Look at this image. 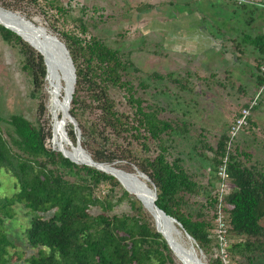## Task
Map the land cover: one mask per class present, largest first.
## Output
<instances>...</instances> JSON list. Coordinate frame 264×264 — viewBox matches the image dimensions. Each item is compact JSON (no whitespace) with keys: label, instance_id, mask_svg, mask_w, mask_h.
<instances>
[{"label":"trees","instance_id":"16d2710c","mask_svg":"<svg viewBox=\"0 0 264 264\" xmlns=\"http://www.w3.org/2000/svg\"><path fill=\"white\" fill-rule=\"evenodd\" d=\"M19 5L37 7L68 49L75 69L69 112L91 157L129 172L136 166L148 175L156 190L155 204L181 224L210 264H264V165L251 163L250 154L238 144L228 147V132L218 137L214 147L200 136L195 150L210 170L207 185L201 184L170 151L173 133L186 131L188 123L162 116L163 107L136 94L127 73L130 68L139 71L128 57L94 34L82 17L69 19L70 9L56 0H0V6L9 10ZM58 22L70 27H60ZM246 22L250 25L253 18L249 15ZM0 35L18 49L21 68L31 78V96L39 100L35 121L20 113L0 115V175L9 174L14 180L10 194L0 191V264L21 259L23 264H178L153 216L116 177L75 163L49 145L52 131L43 120L46 107L41 93L46 76L43 57L1 24ZM244 45L253 55V75L260 87L264 33L245 34L241 51L237 48L241 54ZM190 75L170 71L152 77H167L179 90H188ZM113 90L121 93L120 104L126 109H120ZM248 122L255 124L251 116ZM67 134L75 143L73 125L67 126ZM225 156L231 190L222 199L228 241L223 258L213 229L219 202L216 170ZM117 188L122 191L114 199ZM195 197L202 200L191 203ZM124 199L129 211L112 212ZM19 215L29 217L23 235L27 246L35 249L25 257L10 250L14 244L6 226Z\"/></svg>","mask_w":264,"mask_h":264},{"label":"rangeland","instance_id":"374dc122","mask_svg":"<svg viewBox=\"0 0 264 264\" xmlns=\"http://www.w3.org/2000/svg\"><path fill=\"white\" fill-rule=\"evenodd\" d=\"M56 1L70 9L69 19L82 17L94 34L104 39L109 46L120 50L125 57H128L134 63V66L138 68L139 72H134L130 68L127 73V78L136 86L137 95L142 96L150 103L153 102L163 107L164 112L161 113L162 116L188 123V129L186 131L173 133V140L170 142V151L174 156L181 158L183 165L191 173L195 174V178L201 184L205 183L204 185H207L210 170L208 167L206 168L205 161L199 156L195 150V146L198 144L201 136L208 144L214 147L218 137L224 132H228L234 120L233 118L244 107L243 105L248 103L257 93L258 87L252 76L254 61L250 49L240 55L243 58L242 61L249 63V66H233L231 63L222 62L221 64V61H216L215 66L211 65L208 68L197 67L193 61L189 63L181 59L176 60L174 53L171 52L172 50L168 51L167 48L169 45L173 46L172 41L166 44L165 39L161 38L162 36L157 31V19L162 20L165 16H171L172 13L176 15L175 12L182 11L180 6L173 5V3L171 5H164L167 0ZM41 5L43 6L44 3L42 2ZM6 10L18 12L29 20H36L42 26L52 31L48 20H46L37 7L19 5L14 7L13 10ZM212 15L214 16L209 17V19L214 22L215 26H221L220 22H216L218 17L224 16L227 20L232 14H227L224 8H218L217 12L215 10V13ZM240 15L241 13L236 14L235 17L238 18ZM212 18H215V20ZM240 20L237 19L238 22ZM181 23L184 22L181 21ZM210 23H207L209 28H211ZM56 24L60 27L64 25L62 22ZM174 25L168 27L172 35L178 31L182 32L183 25L185 24L179 25V27ZM257 26L260 30H264V24ZM69 27V24L68 26H63L65 29ZM191 32L195 35L193 27L187 26L185 34L190 36L192 34ZM254 32H250V34H258V32L264 31ZM181 39L178 41L180 42ZM186 42L193 44L192 41ZM181 43H184V39ZM195 45L197 46L196 43ZM224 45L230 47L228 42L224 43ZM165 52L168 53V57L165 56ZM231 53L233 54V51ZM21 60L22 56L18 52V49L4 41L0 35V115L5 116L7 114L20 113L27 119L35 121L36 107L39 100L31 96V78L22 70ZM170 71L181 76L190 72V82L188 83L190 90H179L167 77L162 79L152 77L153 73L164 74ZM210 72L216 76L214 78L210 77ZM139 83L146 85L145 88H141ZM46 91L47 85L45 79V84L41 92L42 96L45 97L46 107L43 120H46L50 124L52 130V120L48 109L49 94ZM112 93L118 100L117 103L120 109H126L127 105L120 104V99H122L121 93L115 90ZM249 116H251L255 123L254 126H250L248 122L242 127L232 141L231 147L234 144H238L241 149H244V151L250 154L251 163L262 166L264 165V93L258 98V104L250 110ZM61 117L63 118L61 122L64 131L67 132V126L71 123L65 111L61 113ZM63 143L66 145L68 151L71 152H69L70 157L81 161V153L85 151L75 145H71L66 135ZM49 145L58 150L53 145L52 137L49 140ZM134 150L137 154H140L139 146L135 145ZM206 152L209 157L212 155L211 152ZM120 169L124 170L122 168ZM13 181V178L9 174L0 175L1 194L6 195L11 193ZM148 186L152 187L149 184ZM121 191V188L116 189L112 194L114 199L120 196ZM135 198L137 199L136 196ZM198 200H202V197L192 198L190 202L195 203ZM192 206L195 207L194 204ZM126 211H129V205L126 199L116 203L112 209V212L121 213ZM28 221V216L19 215L6 225L8 235L14 244L10 250L12 252H21V256L23 257L35 251L34 248L27 246L23 235V229ZM181 238H183L182 240L184 242L190 243L183 231H181ZM173 257L174 259L176 258L174 254ZM176 262L180 264L178 261ZM23 263L21 259L16 264Z\"/></svg>","mask_w":264,"mask_h":264},{"label":"bare ground","instance_id":"6f19581e","mask_svg":"<svg viewBox=\"0 0 264 264\" xmlns=\"http://www.w3.org/2000/svg\"><path fill=\"white\" fill-rule=\"evenodd\" d=\"M0 22L17 31L36 50L43 52L45 55L46 92L49 94L48 109L52 120V142L54 146L70 157V151L63 143L65 133L60 117L63 111L66 113L67 105L70 104L68 98L71 92L72 75L65 53L56 41V39L59 41L60 39L36 20H29L18 12L7 11L2 7H0ZM81 155V161L89 160L86 151ZM71 158L75 160V158ZM101 168L115 175L121 185L134 194L143 203L144 207L155 215L157 225L172 248L176 261L180 264H206L205 256L200 255L195 248L191 247V243L182 240L181 232L174 224L162 214L154 211L152 205L153 191L150 190L145 179L134 171L121 170L115 164H103Z\"/></svg>","mask_w":264,"mask_h":264},{"label":"crops","instance_id":"0c3cea01","mask_svg":"<svg viewBox=\"0 0 264 264\" xmlns=\"http://www.w3.org/2000/svg\"><path fill=\"white\" fill-rule=\"evenodd\" d=\"M261 2L264 3V1ZM172 3L173 5L180 6L182 11L175 12L176 15L172 13L171 16H165L162 20L157 19V31L159 35L162 36L161 38L165 39L166 44L172 41L173 46L169 45L167 48L168 51L172 50L171 52L174 53L175 56H173L176 60L181 59L189 63L193 61L197 67L203 68L211 67V65L215 66L216 61H221V64L222 62L231 63L233 66L250 65L246 61H242L243 58L240 56L242 54L237 48H240L241 51L242 38L245 34L254 36L256 34H250V32L255 33L254 31H264L260 30L257 26H262L264 24L263 4L248 5L247 8H242L241 5H237L231 0H167L164 5H171ZM218 8H224L227 14H232L227 20L224 16L218 17L216 22H220L221 26H215L214 22L209 19V17L214 16L212 14L215 13V10L217 12ZM247 9L252 10V12L250 11L248 13ZM239 13H241L243 18L241 15V18L235 17L236 14ZM249 15L253 18V22L250 25L246 22ZM237 19H241V23L238 22ZM213 20H215V18ZM181 21L184 23H181ZM208 22H211V28L208 27ZM173 24L177 25V27H179V25H185H183L182 32L178 31L172 35L168 27ZM187 26L193 27L195 35L192 32L190 36L185 34ZM259 33L264 32H258V34ZM180 38L182 39L179 42L178 40H180ZM183 39L184 43H181ZM186 41H192L193 44H188ZM226 42L230 44V47L224 45ZM187 45L188 47H186ZM190 45L192 46L190 47ZM244 48V53L250 49L245 45ZM231 51H233V54ZM165 56L168 57L167 52H165ZM252 76L255 80L253 72Z\"/></svg>","mask_w":264,"mask_h":264},{"label":"built area","instance_id":"2783aa9c","mask_svg":"<svg viewBox=\"0 0 264 264\" xmlns=\"http://www.w3.org/2000/svg\"><path fill=\"white\" fill-rule=\"evenodd\" d=\"M232 2L236 3L237 5H261L262 0H231ZM264 93V83L262 86L258 87L257 93L252 97L248 104L240 109L239 114L235 116L229 130H228V147H231L232 141L234 140L237 132L241 130L248 123V117L250 114V110L258 104V98L261 94ZM216 174L218 177L217 183V194H218V207L215 216V227L213 229V234L219 240L221 245V254L223 258H226V248L228 246V241L226 238L227 227L225 222V216L223 213V205L222 199L226 196L231 190V182H230V175L227 171V157L225 156L222 159L221 164L217 167Z\"/></svg>","mask_w":264,"mask_h":264},{"label":"water","instance_id":"95a60500","mask_svg":"<svg viewBox=\"0 0 264 264\" xmlns=\"http://www.w3.org/2000/svg\"><path fill=\"white\" fill-rule=\"evenodd\" d=\"M0 24L1 25H3L4 27H6L7 29H9V30H11V31H13V32H15L17 35H19L24 41H26L29 45H31V43H29L25 38H23L17 31H15L14 29H12V28H10L9 26H7V25H5L4 23H2V22H0ZM56 41L59 43V45H60V47L63 49V51H64V53H65V56H66V60H67V63H68V65L70 66V70H71V75H72V86H71V92H70V94H69V98H68V102L70 101V99H71V95H72V93H73V90H74V83H75V69H74V65H73V62H72V59H71V57H70V55H69V52H68V49H67V47L65 46V44L60 40H57L56 39ZM32 46V45H31ZM33 47V46H32ZM34 48V47H33ZM35 49V48H34ZM36 50V49H35ZM37 52H39L38 50H36ZM41 55H42V57H43V60H44V63H45V67H46V59H45V55L43 54V52H39ZM46 78V77H45ZM66 116H67V118H68V120H69V122L71 123V124H73L74 125V128L76 129V133H77V138H76V142H75V144H73L71 141H70V139L68 138V135H67V132L66 131H64V133H65V135H66V137H67V139H68V141H69V143L71 144V145H75L76 147H78V148H80L81 150H83V151H86L83 147H82V145H81V143H80V130H79V127H78V124H77V122H76V120L73 118V116L70 114V112H69V106L67 105V109H66ZM65 157H67V158H69L71 161H73V162H75V163H78V164H86V165H90V166H93V167H95V168H97L98 170H101V171H104V172H106V173H108L107 171H105V170H103L102 168H101V165H103V164H111V163H107V162H100V161H95L92 157H91V155L87 152V155H88V161H79V160H74V159H72L71 157H69V156H66L64 153H63V151L62 150H60V149H58ZM112 164H114V163H112ZM133 169H134V172H136V174L137 175H139L140 177H142L143 179H145L146 180V182H147V184L148 183H150L151 185H152V187H149L150 188V190H152L153 191V200H152V202H153V209H154V211L155 212H157V213H159V214H162L164 217H166L169 221H171L173 224H174V226L181 232V231H183V233H184V235L186 236V238L190 241V243H191V247H193V248H195L196 250H197V252L200 254V255H202L203 254V252H202V250L198 247V245H197V243L195 242V240L185 231V230H183V228H182V226H181V224L174 218V217H172V216H170V215H168V214H166L162 209H160L156 204H155V200H156V190H155V186H154V184L151 182V180H150V178H149V176L148 175H146L144 172H142L141 170H139L136 166H133ZM110 174V173H109ZM111 175H113V174H111ZM114 177H116L115 175H113ZM118 180V179H117ZM119 181V180H118ZM120 182V181H119ZM126 191L127 192H129L127 189H126ZM130 193V192H129ZM138 199V198H137ZM142 203V202H141ZM143 204V203H142ZM152 216H153V218H154V222H155V226H156V229L162 234V236H163V238L165 239V241L167 242V244H168V246H169V248L171 249V251L173 252V250H172V248L170 247V245H169V243H168V241H167V239L165 238V236H164V234L161 232V230L159 229V227H158V225H157V221H156V219H155V215L154 214H152V213H150ZM181 228V229H179V228ZM173 254H174V252H173ZM203 256H204V254H203ZM206 264H210L208 261L206 262Z\"/></svg>","mask_w":264,"mask_h":264}]
</instances>
